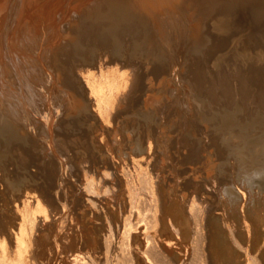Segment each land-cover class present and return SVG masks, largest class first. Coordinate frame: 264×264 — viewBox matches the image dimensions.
<instances>
[{
	"label": "rangeland",
	"instance_id": "1",
	"mask_svg": "<svg viewBox=\"0 0 264 264\" xmlns=\"http://www.w3.org/2000/svg\"><path fill=\"white\" fill-rule=\"evenodd\" d=\"M238 1L241 3L240 9L235 16L229 19V37H226L224 44L218 48L219 50L210 51L212 49L209 40L211 38L210 27H212L210 24L214 23L221 11V6L217 2H208L201 7H189L180 2H175L176 9L175 7L172 8L171 13L167 15L169 25L165 28L162 44L157 43V46L147 41L144 48L139 51L137 58L134 59L137 63L133 61L135 66H138V63H146L148 58L157 53L156 48L162 49L165 55L163 56L166 59V62H163L168 64V67L170 66L169 74L172 76H169L170 79L168 80L170 81L166 84L165 91L162 90L159 93L154 89L152 92L153 98L147 107L152 109L149 114L153 113L140 121L137 118L135 120V117L128 118L129 122L132 119L134 121L124 126L125 128L122 127L121 133L119 132L114 140L120 141L124 136L136 137L140 134L143 136V127L138 128V123L142 124L146 119L149 121L150 118L148 117L151 116L156 124L151 119L150 121L159 126L161 128L159 130L165 131L164 133L167 139L170 140V144L173 141L175 145H169L172 147L169 148L170 152H168L172 156L168 154L170 157L163 162L156 163L155 161L152 167H149V169H152L151 172L157 176L154 178H135L131 194H128L122 185L118 186L119 176H116L117 178H106L105 181L101 178L106 186H104L105 189L102 195L98 196L96 206L101 208L103 203L108 204L106 211L108 223L104 218L100 222L96 221V223L102 224L104 229L108 228L107 225H112V230L111 232L108 231V234L111 233L114 241H118L120 246V250L112 253L111 258L107 259L106 262L110 260V264H163L160 258H155L152 254L150 256L148 253L150 244L153 242L158 244L159 250L166 252V258L170 264H199L204 257L205 262L203 263L206 264H232L229 261L230 256L228 253L236 255L237 262H240V264H244L243 261L247 258L264 262V223L254 225L255 232L258 235L255 239H251L252 232L250 233L251 237H249L244 234L246 232L242 229L244 228V220L252 229L253 216L251 212L253 209L251 210V208L255 207L264 211V178H251L254 175L264 176V59L251 55L257 54V50L264 46V11L259 10L255 1ZM20 3L21 0L18 1V4ZM15 6L18 7V5ZM173 17L174 19H172ZM20 21V18H18L14 22L18 24L21 23ZM47 32L42 31L38 34L41 36L38 41V46L41 49L48 46L45 43L48 42ZM137 34L138 32L135 30L130 31L124 28L120 34L114 36L111 41L109 40L103 48L107 52L118 50L117 52L120 53L122 48L135 42ZM97 48L91 51L89 55L94 58L98 57L101 51ZM12 54H14L13 57ZM12 54L11 56L6 55L9 58L8 61L13 62L14 58L17 59L18 53L12 51ZM81 56L88 60V54ZM219 56L222 60H220L218 69L213 71L210 68L211 61ZM2 60H0V66L3 67L0 68V73L3 70L0 75V135L5 136H0V173L5 172V176L9 175L14 185L16 184L15 186L21 178L23 184L19 187L23 192L27 191L24 183L30 184V180L29 182L27 180L35 179L36 177L32 174L36 172L43 173L45 179L50 178L51 181L56 178V192L58 191V195H60L61 188L65 187L67 192H70V189L73 192V188L75 191V187L79 188L81 186L80 183L83 178L80 176V170L85 167V164H82L83 161L80 163L78 160L84 158L75 159L74 157L79 156L72 154L70 159L68 154L70 152L67 153L69 157L64 155L69 150V147H66L69 144L73 146L77 144L70 143V141L66 143L63 139L64 144L61 141V145H59L60 142L56 140L59 137L64 138L57 128L59 126L57 119L63 117L66 113L65 109L68 108L64 85L52 76L48 71L49 68L46 62L39 58L34 62L38 68L41 67L42 69L43 67L42 72L44 73L35 66L32 68L31 66L34 64L29 58L25 59L27 64L31 65V68L29 67L27 71L28 66L24 61L21 63L18 59L21 64L19 66L17 62L18 66L16 65L19 68L16 67V69L20 73H16L18 78L25 73L22 78H19L22 80L21 83L15 81V79L19 80L15 75V69L12 73L14 78L10 75L11 72L9 73L5 69V62ZM44 62L46 66H44ZM23 64L27 67L25 69L29 74L21 68L24 67ZM192 66L197 70L199 69L198 90L193 88L195 78L188 79L189 70L194 71L195 69ZM47 68L48 70H46ZM21 69L24 72L19 71ZM34 69L35 71H33ZM6 71L9 75H6ZM37 71L41 73H38V75L36 74ZM37 75L39 80L36 78ZM8 76H12L11 78L15 82ZM252 78L254 79V86L251 85ZM9 79L12 81H9ZM35 81L36 83H34ZM154 82L156 83V81ZM153 86L156 88L157 84ZM22 87H26V90ZM254 87L260 88V90H257L259 91L258 94L255 92ZM248 92L249 94H246ZM158 95L167 96H165L167 98L165 103ZM15 96L17 97L15 98ZM257 107H260V111ZM161 108L164 110H161ZM133 122L136 123L133 124ZM131 124L133 125L131 126ZM19 133H23L21 134L22 137H17ZM174 137H178V139ZM108 139V137L105 138V141H108ZM180 139L184 140V147L182 146V140L180 141L181 144H178ZM20 143L28 151V154L24 159L18 161L12 154L16 153L15 150L19 148ZM54 159H59L58 161H62V163H56ZM115 159L120 163L121 161L125 162L127 165L124 163V167L127 166L130 170L132 169L130 162L123 157V160L121 157ZM87 165L91 171L95 172L93 162ZM142 168H145V165ZM108 171L111 173V170ZM140 176L142 177V174ZM66 183L73 184L67 186ZM111 183L113 185H110ZM79 191H81V188H79ZM220 194L223 198L220 197ZM21 195L23 194L21 193ZM130 195L133 197L131 200ZM15 199L13 203H18L21 200L19 197ZM234 200L240 204L241 208L229 215L226 209L230 208L228 205L231 202L233 204ZM89 202H91L89 204L91 208L95 204V200L91 199ZM69 209L70 207L67 208V210ZM83 209H86V207ZM69 212H67V215L65 213L64 216L60 217L58 228H63L65 231L61 229V232H65L67 235H78L80 218L74 214L75 212ZM81 212L83 213V211ZM70 215L72 216L70 217ZM84 215L87 221H95L94 217H90L87 213ZM62 219L65 220H63L64 223ZM89 224L87 226L90 230L84 229L86 239L87 233L93 231L91 229L92 224H90L91 226ZM62 225L64 227H61ZM229 227L235 231L238 229L236 233L242 232V235H239L236 238L237 240L233 239ZM214 229H216L215 232H219H216L217 237L214 241L217 262L211 263L210 255L207 251L205 253L204 250L207 247L206 237ZM62 241L61 237L58 236L54 244L55 248L59 247L58 249H61L59 251L62 255L60 252L55 255L51 254L53 258L49 256L50 253H48V256L45 253L44 260L42 258L43 262L48 259L47 262L56 264L55 261L57 260V264H59L58 259L64 256L67 257V254H64L66 252L65 242ZM52 245L50 244L49 247H52ZM221 245H225L228 249L225 250ZM219 250L221 252H218ZM91 258L87 259L89 260L87 264H95L93 258ZM106 262L103 264H106Z\"/></svg>",
	"mask_w": 264,
	"mask_h": 264
},
{
	"label": "bare ground",
	"instance_id": "2",
	"mask_svg": "<svg viewBox=\"0 0 264 264\" xmlns=\"http://www.w3.org/2000/svg\"><path fill=\"white\" fill-rule=\"evenodd\" d=\"M18 1L19 0H0V60H4H2L5 62L4 67L9 73L11 72L10 75H14L12 73L15 69V75L17 78L18 75L16 73L18 72L17 69H19L17 67L18 59L21 63L22 61L25 62L26 66H28L27 71L31 66L25 61L27 58H29L30 61H33L34 65L31 66L32 68L34 66L35 68H38L37 64L35 65L38 58L46 62L49 68V70L48 68L46 70H48L59 83L64 85V94L68 105L67 109H69H65V115L57 119L59 125L57 128L64 138L59 137L56 140L60 142L59 145H61L63 139L66 143H69L70 141V143L74 142V144H77L74 146L69 144L66 148L69 147L70 151L65 150L66 154L64 153V155H67V153L70 152L68 153L70 159L72 154H74V156H79L74 157L75 159H81V157H83V160L78 161L80 163L83 161L82 164H85V167L81 170L79 169L81 171V174H79L81 178H83L80 183L81 186L79 187L81 188V191H79V188L75 187V191L73 188V192H71V189L70 192H67V188L65 187L66 190L65 188H61L60 195H58V191L56 192V178H53V181H51L50 178L45 179L43 173H33L32 175L36 178L32 180L28 179L27 181L29 182L30 180V184L24 183L27 188V191L24 192L21 191L19 187V185L23 184L21 178V181L19 179L17 186H15L16 184L14 185L12 178H9V175L5 176V172L0 173V197H2L0 199V264H51L52 262L46 261L48 259L45 260L46 262H43L42 258L45 253L47 256L49 255L48 253H50L49 256H52L61 251V249H58L59 247H54L58 236L65 242L64 245L66 252L64 254H67V257L60 256L61 260L58 259V261H60L58 262L59 264H87L89 261L87 259L92 256L95 264H103L108 258H111L112 253L120 250V246L118 241H114L112 234H108V231L111 232L112 230V225H107L108 228L104 229L102 224L98 222L96 223V221H102L101 219L103 218L106 220V223H108L106 213L108 204L103 203L101 208L96 206L98 196L102 195L105 189L104 186H106L105 182L103 183L102 181H105L106 178H117L116 176H119L120 179L118 181V186L122 185L126 192L131 194L135 178H154L157 176L151 172L152 169H149V167H152L155 161L156 163H161L168 157L172 156L169 154V150L172 146L170 147L169 145H175L173 141H171L172 144H170V140L167 139V136L164 133L165 131L159 130L161 128L155 125L156 121L154 122L151 116L148 118H150L155 124H153L150 119L149 121L146 119V123L144 122L145 124L138 123V128L143 127V136L140 134L136 137H125L123 135L124 138L122 137L123 139L120 141L114 140L122 127L125 128L124 126H127L130 122L134 121L132 119L129 122L128 118L135 117V120L137 118L140 121L153 113L151 112L149 114L152 109L147 107L152 101V92L154 89L158 92L162 90L165 91L166 84L170 81L168 80L170 79L169 76H172L169 74L170 66L168 67V64H165L166 59L162 49L156 48L157 53L148 58L146 63H138V66L134 65V59L137 58L139 51L144 48L147 41L156 45L157 43L162 44L165 28L169 25L167 15L171 13L170 10L175 7V2H180L189 7H201L208 2H217L219 6H221V11L214 23L210 24L212 26L210 27L211 30L209 29L211 33L209 41L212 49L210 51H215L224 44L225 39L228 36V29L230 28L229 19L238 13L241 3H239L238 0H21V3L18 4ZM252 1L257 3L260 11H264V0ZM15 5H18V7ZM175 11L177 12V10ZM18 18H20L21 23L16 24L14 21ZM172 19H174V17ZM203 27L205 28V26ZM124 28L138 32L135 36V42H133L132 45L130 44L122 48L120 53L117 52L118 50H111L109 52L105 51L103 46H105L109 40L111 41L114 36L120 34ZM42 31H48V38L46 37L48 42H45L48 46H46L45 49H41L40 46H38V41L41 38L38 34L42 33ZM96 48L100 50L101 53L98 57L94 58L89 54ZM12 51L13 53L14 51L16 54L18 53L16 60L15 58L14 60L11 59L14 56ZM8 54L10 56L12 54L10 59L13 62L8 61ZM84 54H88V60H85L83 56H81ZM251 55H254V57L259 59H264V46L257 50V54ZM220 60H222V58L219 56L211 61L210 68L213 71L218 69ZM20 61L18 62L19 66H21ZM45 62L44 66H46ZM135 63H137V61ZM25 64H23V66ZM197 65L199 66V64ZM26 66L21 68L25 69ZM0 68L2 69L3 67L0 66ZM192 68L195 67L192 66ZM23 69L19 71H25L27 73L26 69L22 71ZM38 69L41 70V72L43 71V67L42 69L41 67ZM198 70L195 68L194 71H191L190 69L188 72V79L195 78L196 80L193 83V88L196 90H198L199 87ZM33 71H35V69ZM41 72L37 71L36 74ZM5 73L6 75L8 74L7 71ZM18 74L20 73L18 72ZM24 74L25 73H23V76ZM38 75L36 78H38ZM211 75H213V73H211ZM232 75L233 74H231V76ZM8 77L12 79L10 76ZM22 77L20 76L19 78ZM10 79L9 81L13 80ZM15 81L20 82L22 80L15 79ZM154 81H156V83ZM1 82L3 81L1 80ZM34 83H36V81ZM253 83L254 79L251 81L252 86H254ZM154 84H157L156 88H154ZM25 88L26 87L23 89ZM254 88L255 92L258 94L259 91L257 90H260V88ZM66 89H68V91H66ZM19 91L21 92V90ZM246 94H249V92ZM16 95L18 96V94ZM143 95L145 96L144 99ZM17 96H15V98ZM158 96H160V99H163L165 103L167 96ZM161 110L164 109L161 108ZM135 123L133 122V124ZM133 124H131V126ZM21 134L23 133L17 134V137H22ZM0 136L4 137L5 135L1 134ZM104 137L106 139L108 137V141H105ZM178 137L174 138L178 139ZM181 140L182 139L179 140L178 144H181L182 142V146L184 147V140ZM64 141L62 144H64ZM18 147L20 149H16V153H13L12 156L19 161L27 156L28 151L21 145V143ZM60 148L62 147L60 146ZM175 149L177 150V148ZM168 154L170 156H168ZM69 155L67 156L69 157ZM117 157H121V159L123 157L128 160L132 169L130 170L127 166L124 167L126 163L122 161L121 163L118 162L115 159ZM58 160H56V163H62V161L59 162ZM182 160L184 159L182 158ZM170 161L172 162V159ZM91 162L94 163L95 172L88 168L89 166L87 164ZM143 165H145V168H142ZM108 170H111V173H109L110 171ZM141 174L142 177L140 176ZM101 178H103L102 181ZM251 178H264V176L254 175ZM72 184H67V186H72ZM110 185L113 184L111 183ZM21 193L23 195H21ZM152 193H154V191H152ZM16 197H19L21 200L19 199L20 201L18 203H13V200ZM220 197L223 198L221 194ZM91 199L95 200V204H91L92 206L90 208L89 204L91 202H89V200ZM131 199H133V197L130 195V200ZM235 201L236 200H234V202ZM234 202L233 204H231V202L228 205L230 208L226 209L229 215L241 208L238 202ZM68 207H70L69 210H67ZM85 207L86 209H83ZM251 210V215L253 216L251 221L252 229L251 226L249 227V224H246L244 219V228L242 229L246 232L244 234L249 237H251L250 233L252 232L251 239H255L258 235L255 232L254 225L264 223V211H262L263 209L261 210L255 207L251 208ZM69 211H73V213L75 212L74 214L80 218L81 222L79 221L80 225H78V235H67L65 232H61V229L63 228H58L60 226V217L64 216L65 213L67 215V212ZM81 211H83V213ZM84 212L90 217H94L95 221H87ZM71 216L72 215H70V217ZM91 219L93 220V218ZM63 220L64 219H62V222L64 223L65 220ZM88 223L92 224V226L89 225L93 231L92 233H87L88 236L86 239L84 237L86 235L84 229L90 230L87 226ZM224 225L226 226V224ZM61 227H64V225ZM236 227L238 228V226ZM215 230L216 229L206 237L207 247H205L206 250H204L205 253L207 251L210 255L209 258L211 263L214 261L217 262V259H215L214 241L219 232L216 231V233ZM230 230L233 239L242 235V232H239V234L238 232L236 233L238 229L235 231L230 228ZM50 244H53L52 247H49ZM226 246L228 245L226 244ZM221 247H224L225 250L228 249L225 245H221ZM220 250L218 252H221ZM148 253L149 255H154L155 258H160L163 264H170L166 258V252L159 250L156 242L150 244ZM228 255L230 256V263L240 264V262H237L238 258L236 255L232 253H228ZM204 259L205 257L200 260L199 264L205 262ZM93 260L91 261L92 263ZM160 260L158 261L160 262ZM109 261L106 262V264H110ZM55 262L57 264V260ZM243 262L244 264H264L261 260H251L250 258L245 259Z\"/></svg>",
	"mask_w": 264,
	"mask_h": 264
}]
</instances>
